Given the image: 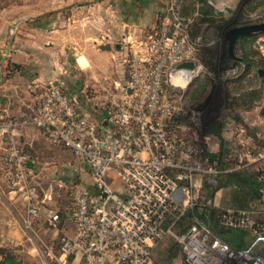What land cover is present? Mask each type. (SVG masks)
Segmentation results:
<instances>
[{
    "label": "built area",
    "instance_id": "obj_1",
    "mask_svg": "<svg viewBox=\"0 0 264 264\" xmlns=\"http://www.w3.org/2000/svg\"><path fill=\"white\" fill-rule=\"evenodd\" d=\"M191 21L178 13L174 0L164 3L155 25L140 41L127 44V79L118 93L108 95L97 119L55 83L44 88L30 112L0 116V175L23 201L25 229L42 213L56 227L59 215L45 208L38 195L30 155L19 140L21 128L37 127L49 143L68 148L87 168L93 190L71 188L67 214L74 232L59 235L56 264H151L152 248L162 238L179 246L186 264H264V256L250 248L230 247L197 214L183 229L176 228L184 211L199 212L213 203L195 175L212 183L221 172L256 164L262 181L257 201L264 208V166L257 164L264 146H243L233 153L235 164L224 165L219 154L205 153L182 134L179 116L188 110L172 94L200 69L187 32ZM235 69L227 68L225 74ZM219 222L249 228L252 244L264 243V220L250 209L223 206Z\"/></svg>",
    "mask_w": 264,
    "mask_h": 264
},
{
    "label": "crops",
    "instance_id": "obj_2",
    "mask_svg": "<svg viewBox=\"0 0 264 264\" xmlns=\"http://www.w3.org/2000/svg\"><path fill=\"white\" fill-rule=\"evenodd\" d=\"M162 2L36 0L31 9L22 11L33 16L31 21L18 24L13 32L0 22V116L30 112L44 88L55 83L74 99L81 111L92 119L99 118L108 95L118 93L127 79V44L140 41L155 25ZM225 109L224 133L214 131L219 142L208 152L219 154L222 164L231 165L235 164L233 153L241 147L264 146V101H257L250 109ZM19 140L30 155L32 181L44 190L47 179H41V173L58 175L54 173L56 168L47 167L49 160L61 158L55 151L57 144L49 143L34 126L21 128ZM1 154L0 143V165ZM257 164L264 166V158ZM255 165L221 172L212 183L197 175L194 178L214 206L250 209L255 218L264 219V208L244 183L226 182L227 172L254 171ZM61 178L56 181L59 185ZM41 197L45 208L53 210L55 204L49 201L47 188ZM61 207L56 227H51L42 213L34 221L35 228L42 233L48 229L73 234L67 208ZM23 213L22 199L9 190L0 175V264H17L14 253L26 246Z\"/></svg>",
    "mask_w": 264,
    "mask_h": 264
},
{
    "label": "rangeland",
    "instance_id": "obj_3",
    "mask_svg": "<svg viewBox=\"0 0 264 264\" xmlns=\"http://www.w3.org/2000/svg\"><path fill=\"white\" fill-rule=\"evenodd\" d=\"M168 1L163 0L157 16L164 3ZM35 2L36 0H0V22L8 26L9 32H13L18 24L32 20L33 16L31 14H24L22 11L31 9ZM208 2L216 11L215 19L212 22H203L199 26L198 36L192 44L194 56L200 65V69L188 82L189 84L196 77L205 78L209 81L208 91L202 99L189 101L185 98L187 84L183 89L175 90L172 94V97L175 98V103L188 110L186 115L187 122H184L185 127L182 128L183 136L194 140L202 151H208L213 145L218 144L219 136L215 133H224L223 126H225L227 113L225 108L227 107L226 103L231 101L230 98L234 95V83L228 82V85L225 86V81L223 80L240 72L242 64L234 61L239 60L244 52L247 54V58H251L255 62L249 71V75H247L246 84L255 88L258 96L248 108H244L242 105H232L229 108L250 109L257 101L262 99L264 101V31L247 34L253 36L243 43V47H241L240 42L236 38L232 45V54L230 55L226 51V40L223 37V32L231 26L264 20V6H258L251 11L248 8L252 6V0H208ZM175 3L178 6L177 0H175ZM6 9L7 11L5 12ZM191 22H196V19L192 18ZM190 30H193L192 27ZM211 57L214 59L213 70L204 63L205 60ZM222 60L225 61L226 66H223ZM232 67H235L236 71L226 75L225 70ZM258 69H260V72H258ZM191 113L195 116L194 121L197 122L196 124L190 121L192 120L189 117ZM54 146L58 147L55 151L61 158L59 160H49L47 167L49 169L56 168L57 170L54 173L58 175L51 176L47 175V173L45 175L41 173L40 178L47 179V187L45 186L44 190H41L37 184L36 187L39 197H41L42 191L47 188L49 201L55 204L53 210L55 209L60 217L61 206H66L67 208L71 204L70 191L74 185H80L90 191L93 190V187L83 160L75 157L66 147ZM198 176L202 180L206 178L204 175ZM60 177H62V180L59 185L56 181ZM111 185L119 189L117 183L116 185L111 183ZM25 232L27 235L26 246L14 253V256L18 258L17 264H56L53 256L57 254V241L62 233L58 231L55 233L48 229L46 233H42L34 225L31 229H25ZM175 246V243L169 238L159 240L152 248L151 264L163 262L166 259V254L169 251L171 252L172 247L175 248ZM176 256V260L179 261L182 258V253L178 251Z\"/></svg>",
    "mask_w": 264,
    "mask_h": 264
},
{
    "label": "trees",
    "instance_id": "obj_4",
    "mask_svg": "<svg viewBox=\"0 0 264 264\" xmlns=\"http://www.w3.org/2000/svg\"><path fill=\"white\" fill-rule=\"evenodd\" d=\"M177 2V10L181 16L192 17L196 19V22H190L187 27L189 40L194 43V39L198 36L197 32L201 23L212 22L215 19L216 11L214 10V7L208 2V0H177ZM252 2L253 4L248 8V10L252 11L258 6H264V0H252ZM191 27L193 29L192 31L190 30ZM252 36L253 35H243L241 38H237V41L240 42L241 47H243V43L251 39ZM246 55L247 54L244 52L239 60L234 61L242 64L240 72L232 77L224 78L223 80L225 81V86L228 85V82L234 83V95L231 96V101L226 103L227 107L232 105H242V107L248 108L252 101L258 96L257 90L246 84V80L248 79L247 75H249V71L251 70L252 65L255 63L251 58H247ZM204 63L208 68L213 70V57L205 60ZM222 64L223 66H226L224 60H222ZM226 79L228 80L226 81ZM208 86L209 81H207L205 78H194V80L187 85L185 98H187L189 101L202 99L208 91ZM179 121L185 126L184 122H187V116H179ZM204 152L207 153V151ZM210 155L215 156L218 154L212 152ZM226 175L228 178L226 182L236 181L244 183L247 186L251 196H254L255 198L258 197V188L262 181L257 178L256 170H235L227 172ZM220 210L221 207H216L213 204L202 206L199 212H197L195 208L188 209L184 211L177 219L176 228L183 229L187 220L193 214H197L198 217L209 227L210 231L217 235L222 241L226 242L230 247L234 249L250 248L252 251L264 256V243L258 241L252 244L253 234L249 228L231 227L223 225L219 222ZM256 219L264 220L260 218ZM175 245V248L172 247L171 252L169 251L166 254V259L163 262H159L158 264H186L183 261L182 251L177 244ZM178 251L182 253V258L179 261L176 260V253Z\"/></svg>",
    "mask_w": 264,
    "mask_h": 264
},
{
    "label": "water",
    "instance_id": "obj_5",
    "mask_svg": "<svg viewBox=\"0 0 264 264\" xmlns=\"http://www.w3.org/2000/svg\"><path fill=\"white\" fill-rule=\"evenodd\" d=\"M258 31H264V20L258 21V22H251V23H246V24H241V25H234L229 28H227L223 32V37L226 40V51L230 55L232 54V45L235 41L236 38H239L243 35L255 33ZM181 65H187L189 67L192 66L191 62H183ZM258 72H260V69H258ZM188 82L186 81H181L176 89L181 90L184 88Z\"/></svg>",
    "mask_w": 264,
    "mask_h": 264
}]
</instances>
